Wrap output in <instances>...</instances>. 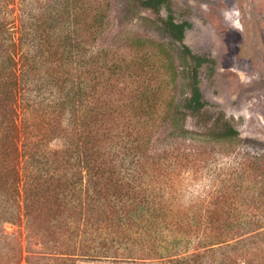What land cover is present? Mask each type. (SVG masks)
<instances>
[{"label": "rangeland", "instance_id": "1", "mask_svg": "<svg viewBox=\"0 0 264 264\" xmlns=\"http://www.w3.org/2000/svg\"><path fill=\"white\" fill-rule=\"evenodd\" d=\"M90 1L106 14L95 49L134 58L142 41L147 50L160 47L172 60V93L187 132L166 116L162 120L160 107L148 150L159 155L160 164L170 152L177 159L165 164V172L148 164L138 187L147 199L143 216L126 225L124 235L82 234L74 254L50 250L55 236L48 208L36 210L29 225L22 200L15 206L0 195V264L18 259L19 264H264V0H165L158 13L135 0ZM168 14L189 24L182 42L204 58L198 84L206 105L199 114L182 107L193 61L162 24ZM119 92L113 87L101 95L116 100L115 118L106 124L115 133V155L109 160L127 189L129 163L121 136L129 125L119 116L126 114L119 112ZM219 111L239 133L238 141L207 138L206 125Z\"/></svg>", "mask_w": 264, "mask_h": 264}, {"label": "trees", "instance_id": "2", "mask_svg": "<svg viewBox=\"0 0 264 264\" xmlns=\"http://www.w3.org/2000/svg\"><path fill=\"white\" fill-rule=\"evenodd\" d=\"M135 1L158 13L165 0ZM105 22L104 8L90 0H0V195L15 206L22 200L29 225L36 210L48 208L55 255L74 254L82 234L113 230L122 236L126 225L142 218L147 199L138 187L148 164L165 172V164L178 157L162 155L160 164L159 155L148 150L160 107L162 120L166 116L185 131L181 104L172 93V60L160 47L147 50L142 41L134 58L95 49ZM161 22L193 61L182 107L202 113L206 101L198 68L204 58L182 42L189 24L170 14ZM113 87L122 94L118 111L126 113L117 115L129 125L121 136L129 163L127 189L109 160L115 133L106 124L117 108L115 99L101 94ZM206 127L208 139L239 140L222 111Z\"/></svg>", "mask_w": 264, "mask_h": 264}, {"label": "flooded vegetation", "instance_id": "3", "mask_svg": "<svg viewBox=\"0 0 264 264\" xmlns=\"http://www.w3.org/2000/svg\"><path fill=\"white\" fill-rule=\"evenodd\" d=\"M184 22H185V21H184ZM186 27H188V26H185V28H186ZM185 28H184V31H183V32H185Z\"/></svg>", "mask_w": 264, "mask_h": 264}]
</instances>
